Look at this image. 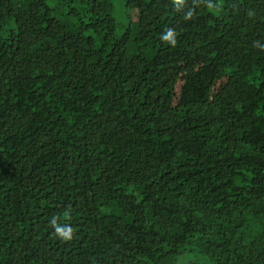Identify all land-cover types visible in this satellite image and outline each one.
<instances>
[{
	"label": "trees",
	"instance_id": "1",
	"mask_svg": "<svg viewBox=\"0 0 264 264\" xmlns=\"http://www.w3.org/2000/svg\"><path fill=\"white\" fill-rule=\"evenodd\" d=\"M124 1L0 0V264H264V0Z\"/></svg>",
	"mask_w": 264,
	"mask_h": 264
},
{
	"label": "rangeland",
	"instance_id": "2",
	"mask_svg": "<svg viewBox=\"0 0 264 264\" xmlns=\"http://www.w3.org/2000/svg\"><path fill=\"white\" fill-rule=\"evenodd\" d=\"M113 6H114V11L117 15V20L119 22L127 21L129 22L130 20L133 19V22L139 23L144 25L146 23V13L145 9L143 7L138 8L136 10H130L127 8L125 5L124 0H111ZM77 12H73V15L76 16ZM77 17V16H76ZM130 17V18H129ZM132 18V19H131ZM84 19V17H77L76 21L80 22ZM118 32H121V29L118 30ZM197 68V65H188V64H182L179 65L177 70H178V75H179V81L177 83V87H179L182 84V78L189 72L195 71ZM178 90V89H177ZM176 95V92H175Z\"/></svg>",
	"mask_w": 264,
	"mask_h": 264
}]
</instances>
